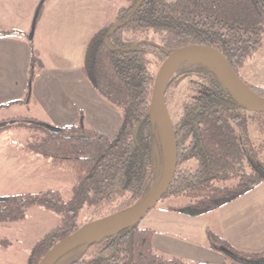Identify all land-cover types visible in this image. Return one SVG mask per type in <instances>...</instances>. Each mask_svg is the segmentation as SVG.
Returning <instances> with one entry per match:
<instances>
[{
	"label": "trees",
	"instance_id": "trees-1",
	"mask_svg": "<svg viewBox=\"0 0 264 264\" xmlns=\"http://www.w3.org/2000/svg\"><path fill=\"white\" fill-rule=\"evenodd\" d=\"M44 1L36 10L32 29ZM124 1L127 5L120 6L113 21L91 39L83 65L84 76L93 90L120 111L119 128L108 137L82 123L56 130L32 123L44 135L27 148L33 155L48 160L52 167L73 174L71 199L63 201L56 191L17 205L0 199V223L23 219L31 206L44 208L60 218L59 225L33 246L26 264H39L53 246L83 227L78 218L85 208L110 207L127 198L108 216L111 217L144 199L154 148H158L162 162L164 159L150 110L155 81L150 71L151 59L162 65L183 47L206 46L219 51L239 79L238 71L263 46L264 0ZM112 27L115 28L109 33ZM148 33L156 35L157 42L124 39L125 34ZM42 66L32 48L27 95L33 70ZM245 87L264 99V89ZM199 89L194 98L183 104L182 115L174 125L177 169L163 197L188 200L191 215L212 212L264 184V164L259 161L264 149L256 147L249 135L252 116L264 114L248 115L249 109L209 77H204ZM22 124L23 120L10 121L2 128ZM187 164L190 168L183 169ZM140 224L99 244L77 246L63 258L84 248V259L69 264H201L158 254L151 244L152 231ZM207 240L211 250L229 260L224 264H259L264 260V252H238L211 232L207 233ZM229 253L239 261L230 258Z\"/></svg>",
	"mask_w": 264,
	"mask_h": 264
},
{
	"label": "crops",
	"instance_id": "crops-1",
	"mask_svg": "<svg viewBox=\"0 0 264 264\" xmlns=\"http://www.w3.org/2000/svg\"><path fill=\"white\" fill-rule=\"evenodd\" d=\"M41 1L0 0V123L21 121L17 110L22 108L29 117L43 113L57 128L82 123L112 137L122 121L120 111L93 90L83 65L91 39L113 21L126 2L45 0L32 29ZM32 48L43 66L33 70V86L27 95ZM21 147L9 133L0 134V197L7 196L5 180L21 175L22 161L27 159ZM153 212L145 217V229L153 233V249L166 258L224 264L223 255L210 249L208 232L238 252H264V184L204 217L195 215L198 230L188 226L187 231L176 234L171 211L156 213L162 216Z\"/></svg>",
	"mask_w": 264,
	"mask_h": 264
},
{
	"label": "rangeland",
	"instance_id": "rangeland-1",
	"mask_svg": "<svg viewBox=\"0 0 264 264\" xmlns=\"http://www.w3.org/2000/svg\"><path fill=\"white\" fill-rule=\"evenodd\" d=\"M165 1L171 2L173 0ZM124 39L127 41L150 39L157 42L158 37L152 33L125 34ZM151 61L150 71L156 76L161 63L154 59H151ZM221 75L222 70L217 62L205 55L189 57L177 63L171 69L164 87V100L173 125L177 123L182 115L183 104L189 102L200 91L199 87L204 77H209L220 83ZM238 77L236 86L241 90H244L246 85L264 89V39L262 48L244 63L243 67L238 71ZM17 111L19 116H22L20 119L23 120L24 124L22 126L9 125L8 128H1L0 134L5 131L11 135L13 142L20 143L21 148L27 153V159L22 161L24 172L21 169V175L18 174L8 181L5 180L3 190L7 196L0 197V199L13 201L15 202L14 205H17L19 202L35 200L45 192L56 191L60 193L63 201H69L75 184L73 174L69 171L52 167L48 160L33 155L27 148L29 143L40 141L44 135L43 131L34 128L32 123L37 122L39 125L57 127L50 124L43 113L37 112L35 116L29 117L26 116L27 112L25 109L20 108ZM247 114L253 115L251 111ZM252 117L253 119L249 122L250 138L256 147L264 149V116ZM7 123L8 121H6ZM259 161L264 164V151L260 154ZM189 168L190 164L183 167V169ZM162 171L163 162L156 147L153 150L152 172L144 199L156 188ZM126 199L124 198L110 207L97 210L85 208L79 215V226H86L107 218L111 213L118 210L121 203ZM186 204L188 205V201L181 197L165 198L157 204L152 212L154 211L153 215L162 216L156 213H162L165 209L171 211L175 215L170 220L175 222L174 232L176 234L187 231L188 226L192 227V230H198L200 222L196 220L195 215L189 214L187 209L189 207H183ZM205 215L201 214L199 216L204 217ZM146 219L144 218L141 222V228L147 227ZM59 222V216L54 213L38 206H31L26 210L23 219L16 222L0 223V264H26L33 246L47 233L55 229ZM84 252L85 250L82 248L70 253L59 264H69L73 261L84 259ZM223 258L225 263L229 261L226 257L223 256Z\"/></svg>",
	"mask_w": 264,
	"mask_h": 264
},
{
	"label": "water",
	"instance_id": "water-1",
	"mask_svg": "<svg viewBox=\"0 0 264 264\" xmlns=\"http://www.w3.org/2000/svg\"><path fill=\"white\" fill-rule=\"evenodd\" d=\"M115 27L110 29L111 33ZM32 34L30 35V38ZM196 55H205L214 59L222 70L220 83L224 91L238 100L243 106L256 114H264V99L248 89L241 90L236 86V75L227 59L217 50L206 46H187L172 53L160 66L153 85L150 110L153 115L160 145L163 150V171L159 183L152 193L136 206L122 213L101 219L81 227L53 246L41 259L39 264H56L73 248L81 245H95L103 240L118 235L131 226L141 223L166 195L177 169V145L174 136V125L171 122L164 100V87L171 69L182 60ZM5 124H0V128ZM43 128L56 130L53 127L41 125ZM103 232L98 234L100 231ZM228 256L239 261L232 254ZM264 264V260L259 262Z\"/></svg>",
	"mask_w": 264,
	"mask_h": 264
}]
</instances>
